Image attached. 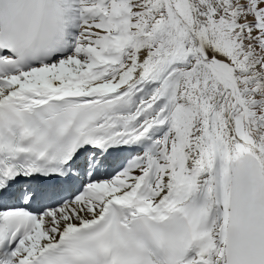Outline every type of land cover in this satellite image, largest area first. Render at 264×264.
Masks as SVG:
<instances>
[{"label": "snow or ice", "instance_id": "snow-or-ice-1", "mask_svg": "<svg viewBox=\"0 0 264 264\" xmlns=\"http://www.w3.org/2000/svg\"><path fill=\"white\" fill-rule=\"evenodd\" d=\"M0 264H264V0H0Z\"/></svg>", "mask_w": 264, "mask_h": 264}]
</instances>
